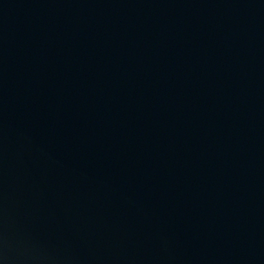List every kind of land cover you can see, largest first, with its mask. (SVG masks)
Returning <instances> with one entry per match:
<instances>
[{"label":"water","instance_id":"obj_1","mask_svg":"<svg viewBox=\"0 0 264 264\" xmlns=\"http://www.w3.org/2000/svg\"><path fill=\"white\" fill-rule=\"evenodd\" d=\"M0 264H264V0H0Z\"/></svg>","mask_w":264,"mask_h":264}]
</instances>
